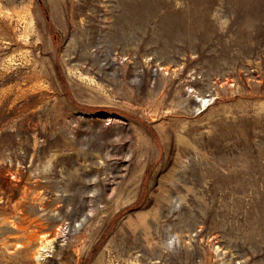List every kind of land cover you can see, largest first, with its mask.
Masks as SVG:
<instances>
[{
  "label": "rangeland",
  "instance_id": "1",
  "mask_svg": "<svg viewBox=\"0 0 264 264\" xmlns=\"http://www.w3.org/2000/svg\"><path fill=\"white\" fill-rule=\"evenodd\" d=\"M0 264H264V0H0Z\"/></svg>",
  "mask_w": 264,
  "mask_h": 264
},
{
  "label": "bare ground",
  "instance_id": "2",
  "mask_svg": "<svg viewBox=\"0 0 264 264\" xmlns=\"http://www.w3.org/2000/svg\"><path fill=\"white\" fill-rule=\"evenodd\" d=\"M204 102H206V99H204ZM119 163V162H118ZM158 201V200H157ZM169 201V200H168ZM161 203H163V201L161 202ZM165 204V203H164ZM161 206H163V205H161ZM167 206V205H166ZM165 206V207H166ZM172 211V210H171ZM139 213V212H138ZM160 213H161V211H160ZM163 213V212H162ZM144 215V214H143ZM168 215V214H167ZM157 216H159V215H157ZM163 216V215H162ZM166 216V215H165ZM145 219V218H144ZM151 221V220H150ZM176 221V220H175ZM184 221V220H183ZM186 221V220H185ZM37 223H38V221H37ZM158 223V222H157ZM192 223V222H191ZM190 223V224H191ZM194 223V222H193ZM129 224V223H128ZM149 224V223H148ZM185 224V223H184ZM189 224V223H188ZM189 224V225H190ZM42 225V224H41ZM126 225V224H125ZM154 225V224H153ZM185 225H187V224H185ZM140 226V225H139ZM143 226V225H142ZM192 226V225H191ZM62 227V226H61ZM188 227V226H187ZM153 228V227H152ZM175 228H177V227H175ZM170 229V228H169ZM172 229V228H171ZM33 230H35V229H33ZM29 232H30V234H32L31 233V231L30 230H28ZM148 231V230H147ZM27 232V231H26ZM39 232V231H38ZM34 233H35V231H34ZM29 234V235H30ZM151 235V234H150ZM155 236V235H154ZM113 237V236H112ZM29 238H30V236H29ZM131 239V238H130ZM177 239V238H176ZM32 240V239H31ZM172 240V239H171ZM34 241H35V253H40V251L41 250H44L47 246H49V244L51 243V240L50 239H48V237L46 236V235H38V234H35V238H34ZM122 243V242H121ZM172 243H176V240H172L171 241V243H169V244H172ZM28 244V243H27ZM147 244V243H146ZM31 245V244H30ZM173 245V244H172ZM170 246V245H169ZM32 248H34V247H32ZM173 248V247H172ZM147 247H146V251H147ZM165 251V250H164ZM168 251V250H167ZM188 251V250H187ZM161 252V251H160ZM169 252V251H168ZM152 253V252H151ZM151 253H149V254H151ZM155 253V252H154ZM149 254H147V255H149ZM164 254H167V253H164ZM174 254H175V252H174ZM155 255V254H154ZM188 255V254H187ZM146 256V255H145ZM152 256H153V254H152ZM161 256V254H159V257ZM170 256V255H169ZM176 257V256H175ZM166 258V256L164 255V259ZM189 259V258H188ZM166 261L167 260H172L171 258H169V259H165ZM185 261V260H184ZM192 261V260H191ZM205 262V261H204ZM103 263V262H102ZM160 263V262H159ZM187 263V262H186Z\"/></svg>",
  "mask_w": 264,
  "mask_h": 264
}]
</instances>
